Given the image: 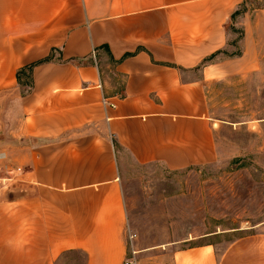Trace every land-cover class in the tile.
<instances>
[{
    "label": "crops",
    "instance_id": "0c3cea01",
    "mask_svg": "<svg viewBox=\"0 0 264 264\" xmlns=\"http://www.w3.org/2000/svg\"><path fill=\"white\" fill-rule=\"evenodd\" d=\"M245 2L0 0V264H124L132 256L120 153L170 169L216 159L208 88L260 66L259 21L240 22L241 55L218 54ZM106 52L118 60L119 91L108 89ZM33 63L26 88L18 73ZM186 242L136 243L135 258L264 264V225L221 249L209 238Z\"/></svg>",
    "mask_w": 264,
    "mask_h": 264
},
{
    "label": "rangeland",
    "instance_id": "374dc122",
    "mask_svg": "<svg viewBox=\"0 0 264 264\" xmlns=\"http://www.w3.org/2000/svg\"><path fill=\"white\" fill-rule=\"evenodd\" d=\"M263 8L264 0H246L229 22L226 49L228 53L242 50L240 22L259 21V69L208 88L216 159L170 169L162 162L137 163L127 152L120 153L127 232L137 234L133 247L137 243L163 249L168 244H198L209 238L221 249L240 237L244 228L253 231L264 225ZM100 64L108 89L119 91L123 77L114 71L107 52ZM21 83L27 88L31 84L29 69ZM128 245L131 249L132 244Z\"/></svg>",
    "mask_w": 264,
    "mask_h": 264
},
{
    "label": "built area",
    "instance_id": "2783aa9c",
    "mask_svg": "<svg viewBox=\"0 0 264 264\" xmlns=\"http://www.w3.org/2000/svg\"><path fill=\"white\" fill-rule=\"evenodd\" d=\"M102 104L104 106H110V107H115V103L111 102L108 100V98L104 97L103 100H102ZM8 180L12 181L13 178H8ZM137 237V234L136 233H133V232H130L128 231L127 232V238H128V242H130V244H132V248H131V254L132 256H130L128 259L125 260L124 264H138L136 258H135V255H136V252L133 248V242L135 240V238Z\"/></svg>",
    "mask_w": 264,
    "mask_h": 264
},
{
    "label": "trees",
    "instance_id": "16d2710c",
    "mask_svg": "<svg viewBox=\"0 0 264 264\" xmlns=\"http://www.w3.org/2000/svg\"><path fill=\"white\" fill-rule=\"evenodd\" d=\"M238 12V10H236L233 14H232V18L235 16V14ZM226 49L227 48H225V49H223V50H220L219 52H218V54H220L221 56H222V58H230V57H234V56H238V55H241L242 54V50H240V51H238V52H233V53H228V52H226ZM223 54H225V56L223 55ZM109 56H110V58H111V60L114 62V64L118 61V60H115L114 58H113V56L109 53ZM215 57V55H213L212 57H210L209 59H212V58H214ZM46 60H48V58H46V59H44L43 61H46ZM37 63H39V62H37ZM37 63H33V64H30V65H28L27 67H26V69H29L30 70V76H31V71H32V69H33V67H34V65L35 64H37ZM26 69H25V71H26ZM24 71V72H25ZM23 72V73H24ZM23 73L21 74V71H20V73H18V79L20 80V83H21V79H22V75H23ZM31 85V84H30ZM29 85V86H30ZM28 86V87H29ZM27 88V87H26ZM117 144V143H116Z\"/></svg>",
    "mask_w": 264,
    "mask_h": 264
}]
</instances>
